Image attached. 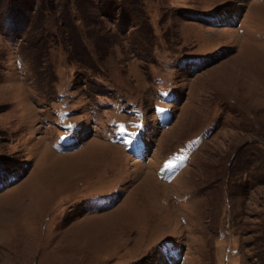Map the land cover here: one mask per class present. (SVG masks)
<instances>
[{
  "label": "rangeland",
  "instance_id": "1",
  "mask_svg": "<svg viewBox=\"0 0 264 264\" xmlns=\"http://www.w3.org/2000/svg\"><path fill=\"white\" fill-rule=\"evenodd\" d=\"M0 264H264V0H0Z\"/></svg>",
  "mask_w": 264,
  "mask_h": 264
}]
</instances>
